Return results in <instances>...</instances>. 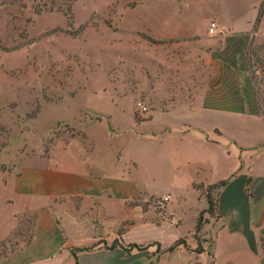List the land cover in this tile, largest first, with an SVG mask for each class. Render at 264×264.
I'll list each match as a JSON object with an SVG mask.
<instances>
[{"label": "crops", "instance_id": "crops-1", "mask_svg": "<svg viewBox=\"0 0 264 264\" xmlns=\"http://www.w3.org/2000/svg\"><path fill=\"white\" fill-rule=\"evenodd\" d=\"M209 18L227 31L213 38L197 25L187 33L171 16L146 29L158 41L191 38L175 73L203 77L192 96L168 101L141 122L146 166L179 180L147 189L132 174L135 162L111 145L112 158H101L95 140L73 139L60 152L26 158L7 174L0 241L20 216L32 217L31 235L0 264H264V85L248 56L264 44V11L256 7L245 26L221 14ZM157 112L163 119L153 129ZM221 181L210 214L207 189Z\"/></svg>", "mask_w": 264, "mask_h": 264}, {"label": "rangeland", "instance_id": "rangeland-1", "mask_svg": "<svg viewBox=\"0 0 264 264\" xmlns=\"http://www.w3.org/2000/svg\"><path fill=\"white\" fill-rule=\"evenodd\" d=\"M256 7L264 9V1L0 0V211L8 207L3 200L9 193L8 172L26 158L60 152L73 139L95 140L94 153L107 160L112 151L106 149L118 150L124 160L136 163L132 174L147 189L179 180L170 171L156 174L146 166L141 122L153 110L166 109L168 101L192 96L203 77L175 73L191 51V38L158 41L146 29L171 16L187 33L198 25L215 38L223 32L210 35L201 27L212 14L245 26ZM259 47L264 44L251 47L248 56L261 87ZM172 56L176 60L170 63ZM162 119L157 112L151 127L157 129ZM212 195L217 196L216 189ZM155 206L163 210L162 204ZM32 220L20 216L16 228L6 232L0 260L30 238ZM4 221L0 236L7 228Z\"/></svg>", "mask_w": 264, "mask_h": 264}, {"label": "trees", "instance_id": "trees-1", "mask_svg": "<svg viewBox=\"0 0 264 264\" xmlns=\"http://www.w3.org/2000/svg\"><path fill=\"white\" fill-rule=\"evenodd\" d=\"M263 11H264V9L261 8L260 9V13L262 14ZM224 184H225V181H221L219 184H215L213 186H210L207 189V197H208V201H209V207L207 209V212H209L210 214H214L215 211H216V199L212 195V190L215 189V188H218V187H220V186H222ZM204 213L205 212H201L200 215H199V217H198L197 226H196V231L197 232L201 229V227L203 225V222L205 221ZM183 243H185V240H183V239L177 240V242L173 246H171L170 248H168V250L171 251V250L175 249L176 247H178L180 244H183ZM116 244H117V242L115 241L112 244V246H115ZM130 247H139V246H137L136 244H133Z\"/></svg>", "mask_w": 264, "mask_h": 264}, {"label": "built area", "instance_id": "built-area-1", "mask_svg": "<svg viewBox=\"0 0 264 264\" xmlns=\"http://www.w3.org/2000/svg\"><path fill=\"white\" fill-rule=\"evenodd\" d=\"M202 28H204L210 35H214L220 32H224V28L214 19H210L208 22H203ZM139 108L146 110V106L142 107V102L138 103Z\"/></svg>", "mask_w": 264, "mask_h": 264}]
</instances>
